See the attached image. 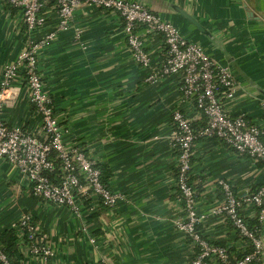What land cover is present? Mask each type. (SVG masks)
Here are the masks:
<instances>
[{
	"label": "crops",
	"instance_id": "crops-1",
	"mask_svg": "<svg viewBox=\"0 0 264 264\" xmlns=\"http://www.w3.org/2000/svg\"><path fill=\"white\" fill-rule=\"evenodd\" d=\"M137 1L233 75L235 88L224 99L232 117L244 114L264 126V0ZM42 15L43 26L30 34L21 13L0 0V88L6 67L35 49L67 146L84 148L107 171L109 189L121 199L110 209L99 201L96 211L77 216L37 199L26 179L0 161V235L18 232L13 264H192L200 249L177 227L186 214L176 188L174 112L183 111L198 131L205 123L184 97L181 76L160 72L163 38L145 28L138 30L152 58L149 67H142L134 60L118 13L83 7L68 30H61L54 2ZM23 84L20 79L14 84L20 97L2 117L11 127L41 135L40 115ZM192 160L191 182L200 195L198 231L212 245L228 247L235 263L254 247L226 215L216 213L225 200L220 183H229L244 199L264 185V165L214 138H199ZM88 193L85 190L83 197ZM242 214L248 226L258 217L250 205ZM26 215L38 231L36 240L29 233L21 237L16 229ZM260 235L264 245V221ZM37 241L50 248L47 261L32 251ZM259 264H264V248Z\"/></svg>",
	"mask_w": 264,
	"mask_h": 264
},
{
	"label": "built area",
	"instance_id": "built-area-1",
	"mask_svg": "<svg viewBox=\"0 0 264 264\" xmlns=\"http://www.w3.org/2000/svg\"><path fill=\"white\" fill-rule=\"evenodd\" d=\"M5 6L21 13L23 23L30 34L43 26V10L54 2L60 17L61 30L74 24L76 12L88 7L118 13L125 23L128 44L134 60L142 67L151 65V54L145 50L138 35L145 28L163 38L168 52L165 54L161 73L164 76L180 75L181 91L187 101L207 119L206 126L197 131L191 119L181 110L174 112L176 131L173 135L179 155L177 158L176 188L178 200L185 207V217L177 222L180 231L191 238L200 249L192 264H259L264 245L260 231L250 229L241 214L245 205L256 208L261 224L264 221V185L257 193L238 198L229 183L221 182L225 200L217 210L232 222L237 232L254 247V252L243 256L235 263L230 261L228 247L214 246L198 231L202 222L197 212L198 199L191 184L193 154L199 138L217 139L240 155H247L257 162H264V126L246 115L232 117L224 108V99L231 95L236 82L228 69L204 49L183 38L179 30L163 20L137 0H2ZM53 36L49 35L48 40ZM25 85L29 101L41 118V135L23 127H11L3 119L6 108L14 106L20 97L17 81ZM223 89V91H222ZM53 156L60 161L58 183L49 174L55 171ZM0 161L7 162L31 185L33 195L43 201L70 209L77 216L97 210L102 199L106 207L114 208L121 196L112 192L102 182L98 162L80 146H67L64 130L56 115L53 99L45 89L35 49L22 53L15 64H9L4 72L0 88ZM85 190H92L89 207L83 201ZM21 237L29 233L33 239L38 235L31 216L21 218L16 226ZM44 261L52 255L49 247L34 243L32 250ZM0 264H11L0 245ZM97 264H107L105 261Z\"/></svg>",
	"mask_w": 264,
	"mask_h": 264
},
{
	"label": "trees",
	"instance_id": "trees-1",
	"mask_svg": "<svg viewBox=\"0 0 264 264\" xmlns=\"http://www.w3.org/2000/svg\"><path fill=\"white\" fill-rule=\"evenodd\" d=\"M141 29V28H140ZM164 51H165V54H167V52H168V49H167V47L165 46V48H164ZM222 91H223V89H222ZM204 126L201 128V129H203L205 126H206V124H207V119L206 118H204ZM193 128H194V126H193ZM195 129V128H194ZM201 129H199V130H201ZM196 130V129H195ZM198 131V130H197ZM263 141H264V137H263ZM53 160H54V162H55V171L54 172H52L51 174H49L50 175V177L53 179V181L55 182V183H58L59 182V180H58V175H59V170H58V168H59V166H60V161H58L57 159H56V157L55 156H53ZM192 162H193V160H192ZM259 162H261V163H263V165H264V162L263 161H259ZM98 169H100V171L102 172V182H103V184L107 187V188H109V185H108V183H107V181H108V174H107V171L106 170H104V168L100 165V164H98ZM191 184H192V186H193V188H194V185H193V183L191 182ZM260 189V188H259ZM258 189V190H259ZM194 190H195V188H194ZM257 190V191H258ZM195 192H196V196H197V199L198 198H200V195L197 193V191L195 190ZM257 193V192H256ZM90 194V195H89ZM255 194V193H254ZM92 195V190H89V193H88V195H86L85 197H83V198H86L87 200H86V205L89 207V205H90V203H91V198H90V196ZM100 202L102 203V205H104L105 206V204H104V201L101 199L100 200ZM106 207V206H105ZM108 208V207H107ZM242 214V213H241ZM243 215V214H242ZM247 225H248V223H247ZM248 227H250L252 230H254V231H260L261 230V222H260V220H259V217H257L256 218V220H254V221H250V226H248ZM18 232L16 231V230H9V231H6V232H4L3 234H1L0 235V245L2 246V247H4V249H5V251H6V253H7V255H8V258H9V260H10V262H11V264H13V258H14V256L16 255V253H17V251H18ZM28 235V233L27 234H25V236H27ZM24 237V236H23ZM40 245V244H39ZM252 251H253V248L251 247V248H249L246 252H245V254H244V256L245 255H247V254H250V253H252ZM230 261H232V260H230ZM232 262H234V261H232Z\"/></svg>",
	"mask_w": 264,
	"mask_h": 264
},
{
	"label": "water",
	"instance_id": "water-1",
	"mask_svg": "<svg viewBox=\"0 0 264 264\" xmlns=\"http://www.w3.org/2000/svg\"><path fill=\"white\" fill-rule=\"evenodd\" d=\"M182 15H184L192 24H194V26H196L199 30H201L202 32H205L204 28L194 19L192 18L190 15L186 14L185 12H183L182 10L179 11Z\"/></svg>",
	"mask_w": 264,
	"mask_h": 264
}]
</instances>
